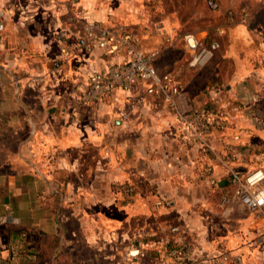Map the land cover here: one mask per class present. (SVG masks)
I'll return each instance as SVG.
<instances>
[{"label": "crops", "instance_id": "obj_1", "mask_svg": "<svg viewBox=\"0 0 264 264\" xmlns=\"http://www.w3.org/2000/svg\"><path fill=\"white\" fill-rule=\"evenodd\" d=\"M207 1L0 0V264H167L180 245L264 264V216L236 199L226 167L264 161V0ZM91 23L115 41L80 46ZM133 46L158 50L157 71L182 84L180 107L225 114L227 128L208 136L214 153L180 141L147 81L84 96L89 74ZM201 48L209 55L192 63Z\"/></svg>", "mask_w": 264, "mask_h": 264}, {"label": "built area", "instance_id": "obj_2", "mask_svg": "<svg viewBox=\"0 0 264 264\" xmlns=\"http://www.w3.org/2000/svg\"><path fill=\"white\" fill-rule=\"evenodd\" d=\"M208 6L212 9L218 8L215 0H208ZM119 37L121 45L127 44L131 40V35L123 32ZM186 43L190 47H195L197 42L190 34L184 36ZM94 42L93 44L91 42ZM115 41L113 31L99 23H91L86 26L84 33L78 39V44L86 49L91 45L99 48H107ZM217 46L211 44L210 49ZM210 49L201 48L192 57V63H200L205 56H208ZM129 58L119 64H115L102 71H92L87 79V86L84 96L94 99L99 96L108 95L115 88L127 90L130 82L133 80H143L148 82L145 89L147 94L158 93L163 100L174 110L175 119L179 125L180 141L190 147L201 149L203 152L214 153L208 136L213 131H224L228 122L225 114L212 106H203L197 109L180 107L178 98L182 92V84L177 78L168 73H159L157 71L155 60L158 56V50H146L140 46H133L127 50ZM145 102L144 96L139 95L135 103ZM237 137V136H236ZM226 165V164H225ZM227 174L235 186L234 195L236 199L255 216H264V171L260 167L251 170H237L232 166H227ZM204 174L209 182L214 185L216 180L212 175L210 166L206 167ZM123 190L130 192V187L124 185ZM173 231L177 227H172ZM139 248L127 250L125 256H137ZM169 259L167 264H219L220 260L225 258L222 252L211 256H192L189 254L185 245L173 246L168 248L165 253ZM162 264V263H160Z\"/></svg>", "mask_w": 264, "mask_h": 264}, {"label": "trees", "instance_id": "obj_3", "mask_svg": "<svg viewBox=\"0 0 264 264\" xmlns=\"http://www.w3.org/2000/svg\"><path fill=\"white\" fill-rule=\"evenodd\" d=\"M227 1V0H225ZM250 0H245L243 4H247ZM264 10V8H263ZM47 243V247H52L53 246V240L51 238H47L45 235L44 236H41L39 239H38V243Z\"/></svg>", "mask_w": 264, "mask_h": 264}, {"label": "rangeland", "instance_id": "obj_4", "mask_svg": "<svg viewBox=\"0 0 264 264\" xmlns=\"http://www.w3.org/2000/svg\"><path fill=\"white\" fill-rule=\"evenodd\" d=\"M207 5H208V1H207ZM256 167H260L263 171H264V161L259 162ZM264 239V238H263Z\"/></svg>", "mask_w": 264, "mask_h": 264}]
</instances>
